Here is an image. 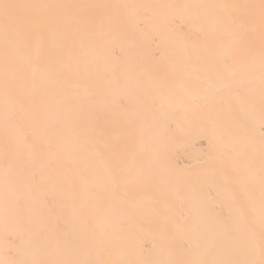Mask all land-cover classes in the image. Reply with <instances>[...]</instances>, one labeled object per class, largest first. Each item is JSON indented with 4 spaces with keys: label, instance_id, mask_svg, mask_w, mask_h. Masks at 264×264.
I'll return each mask as SVG.
<instances>
[{
    "label": "bare ground",
    "instance_id": "obj_1",
    "mask_svg": "<svg viewBox=\"0 0 264 264\" xmlns=\"http://www.w3.org/2000/svg\"><path fill=\"white\" fill-rule=\"evenodd\" d=\"M154 2L152 54L109 0H0V264H264V0Z\"/></svg>",
    "mask_w": 264,
    "mask_h": 264
},
{
    "label": "rangeland",
    "instance_id": "obj_2",
    "mask_svg": "<svg viewBox=\"0 0 264 264\" xmlns=\"http://www.w3.org/2000/svg\"><path fill=\"white\" fill-rule=\"evenodd\" d=\"M118 1L119 0H109V8H108V10L109 11H105V12H102V13H100L98 16H97V19H96V21H95V27L92 29V31L94 32V39L100 44V45H104V42H106V40H111V41H116V42H118V43H120L122 46H124V47H126V48H130V45L132 44V42L131 41H128V39H124L122 36H120V34H119V32H118V30H116V29H114L113 27H111V25H110V23L107 21L108 19H109V17H112V16H114V15H117V16H119L124 22H130V24L132 25V27L134 28V31H135V33L137 34H139V37H140V40L141 41H143V42H145L146 43V46H147V49H148V52H150V53H152V54H154L155 53V50L153 49V46H152V44H154V42H155V39H154V35H153V33H152V30H153V27H154V16H156V15H158L160 18H164V17H166V14H167V12H168V8H170V6L168 5V6H166V7H162L161 5H160V3H158V2H154L148 9H150L149 11H151V12H149L147 15H145V16H143V17H140V16H135L134 14H132L129 10H128V0H123V2H124V5H123V7L122 8H119L118 7ZM55 12H52V17L54 18L55 16ZM55 23H57V20H55ZM68 22H65L64 24H63V22L61 23V24H58V25H68L67 24ZM104 25V26H103ZM104 27V28H103ZM101 28H102V32L103 31H105L104 33H106L107 35H106V37H104V38H101L100 37V35L102 34V32H101ZM107 30V31H106ZM92 32V33H93ZM117 32H118V34H117ZM101 33V34H100ZM110 35V36H109ZM109 36V37H108ZM113 38H114V40H113ZM119 40V41H118ZM148 43V44H147ZM152 43V44H151ZM127 45V46H126ZM109 49H111V47H108ZM166 50H170V48L169 47H167V48H165ZM166 50H164L165 52H166ZM82 51H84V49L82 50ZM21 55H23V60L25 61V62H29V60H30V55H29V53L28 52H24V53H22ZM84 55H86V54H84ZM161 61H163L162 59H161V57L160 58H158V59H156V62L158 63V64H155V66L156 67H154V66H152V72H153V74L155 73L156 75H160L161 74V71H163V66L161 65V67H162V69H161V67L159 66L160 65V62ZM186 64L187 63H184L183 65H182V68H187V66H186ZM154 70V71H153ZM159 70V71H158ZM157 71V72H156ZM160 72V73H159ZM160 76H162V75H160ZM21 81V82H20ZM20 81L19 80H15V82L16 83H18L19 85H27L28 86V84L31 82V80H30V78H28V77H22V79H20ZM180 84V82L179 81H177V85H179ZM156 94H154V93H152V97L153 96H155ZM19 100H20V102L21 103H24L25 102V100H23V99H20L19 98ZM44 108L45 107H43V109L41 110V112L39 113V116H38V118H41V119H43V115H44ZM12 111V110H11ZM224 111V110H223ZM53 120H56V118H54ZM142 122L140 121L139 122V126H141L142 124H141ZM144 123V122H143ZM41 128V129H40ZM39 129H40V132L41 133H39V135H40V137H39V139L40 140H42L43 141V139H42V137L44 138V137H46L44 134H42V127H40ZM42 134V135H41ZM44 135V136H43ZM42 136V137H41ZM87 135H84V134H82V135H80V137L81 138H85ZM98 138H100V137H96V136H93L92 137V139L93 140H95L96 142L98 141H102L103 142V140L104 139H102L103 137H101L100 139H98ZM82 140V139H81ZM124 143H120V144H118V146H119V148L116 146V149H118V150H120V151H123L124 149L122 148V147H125V144L123 145ZM141 145V147H143V144H140ZM97 154H98V152L96 151V150H93V151H90V157L91 156H93V157H91V158H95L96 156H97ZM95 156V157H94ZM63 170L65 171L66 169L63 167ZM182 170H190V169H182ZM95 172V173H94ZM98 174H97V173ZM120 174L118 175L119 176V179L120 180H118V183H119V185H121L120 186V191H119V193L120 194H122L124 191H125V193H123V194H126L127 193V189H128V187H122V185L124 184V180L127 178V175L126 174H123V172L122 171H118ZM93 175H92V174ZM100 171L99 170H95V171H93V172H90V176H92V177H90L91 178V180H92V178H93V180L92 181H90L89 183L90 184H94V182H97L98 181V179H99V177H100ZM123 174V175H122ZM97 175H99V176H97ZM122 177H126L125 179L124 178H122ZM95 178V179H94ZM93 182V183H92ZM104 182V186H105V181H103ZM103 186V183L101 184V186L100 187H97L96 188V190H102L103 188H105L104 186ZM122 187V188H121ZM124 190V191H123ZM128 191H130V193L131 192H133L134 191V188L132 187V188H130ZM140 191V192H139ZM118 192H115L114 193V196H116V198L121 202V203H123V202H130L129 204H133V205H140V206H144L145 205V201H147L148 199L146 198V197H149V196H151V194L153 195V194H156V192H154V193H147V192H145L144 190H142V189H140V190H138V191H134L133 192V194L132 195H130V194H128V196L126 195H123L122 194V196L119 194ZM133 195H135V196H133ZM148 195V196H147ZM143 196V197H142ZM118 197H120V198H118ZM121 197H123V198H121ZM74 199H76L75 201H74V203H73V205H74V208L76 209V211H77V208H78V210H79V213L80 212H82V210L80 211V204L78 203L79 201H78V199H77V197L76 198H74ZM126 200V201H125ZM77 201V202H76ZM123 201V202H122ZM76 202V203H75ZM126 202V203H127ZM138 202V203H137ZM78 203V204H77ZM76 204V205H75ZM4 206V205H3ZM3 206H1V207H3ZM79 206V207H78ZM0 207V210L3 212L4 211V209H7L8 208V206H4V208H1ZM7 207V208H6ZM77 207V208H76ZM0 211V214L2 213ZM143 212H146V211H143ZM82 213H80V217H81V219L83 220L84 219V217H82ZM84 221V220H83ZM0 225H1V221H0ZM16 231L18 230V228L17 229H15ZM126 230H125V232H120V233H118V234H116V235H114V239L115 240H117V243H119L120 241H121V243L123 242L122 240H124V239H122V238H124V236L122 235V234H126ZM124 234V235H125ZM3 235H4V233H1L0 234V250H1V248H2V244H1V242H4L3 240H4V237H3ZM121 235V236H120ZM122 239V240H121ZM119 240V241H118ZM96 243V244H95ZM100 243V244H99ZM94 244V252H96V253H98L100 256H101V260H99V261H96V263H99V262H104L103 261V257H107V258H105L104 260H108V258H109V254H108V251L105 249V247H103L102 246V244H101V242H94L93 243ZM96 246V247H95ZM98 250H100V251H98ZM105 250H106V252H105ZM79 251H82V248L81 249H79ZM120 251V252H119ZM118 252V253H117ZM106 253V254H105ZM105 254V255H104ZM117 255V257H119V258H121L122 256H121V250L120 249H117V250H115V256ZM103 256V257H102ZM42 262H39V264H50V263H48V262H46V261H44V260H41ZM44 261V262H43ZM65 261V260H64ZM66 262V261H65ZM95 263V262H94Z\"/></svg>",
    "mask_w": 264,
    "mask_h": 264
}]
</instances>
